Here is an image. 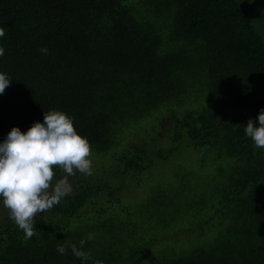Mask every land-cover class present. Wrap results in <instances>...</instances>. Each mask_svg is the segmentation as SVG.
<instances>
[{
  "label": "trees",
  "instance_id": "1",
  "mask_svg": "<svg viewBox=\"0 0 264 264\" xmlns=\"http://www.w3.org/2000/svg\"><path fill=\"white\" fill-rule=\"evenodd\" d=\"M259 20L249 0H0V72L12 80L0 141L57 109L91 156L119 166L116 177L198 155V167L176 164L175 184L156 185L128 217H84L99 193L122 191L93 175L35 218L30 239L0 216V264H82L56 246H79L89 232L87 264H264V148L244 131L264 108ZM206 167L212 186L193 188Z\"/></svg>",
  "mask_w": 264,
  "mask_h": 264
},
{
  "label": "clouds",
  "instance_id": "2",
  "mask_svg": "<svg viewBox=\"0 0 264 264\" xmlns=\"http://www.w3.org/2000/svg\"><path fill=\"white\" fill-rule=\"evenodd\" d=\"M5 35L0 28V38ZM48 53L46 47L39 49ZM5 49L0 46V56ZM7 73L0 72V95L10 85ZM259 126L249 119L244 131L256 148H264V108L258 115ZM91 144L74 126V118L68 113L52 109L45 112L43 122L36 121L26 131L13 127L0 141V205L8 210L9 218L24 232V239L34 235L36 216L47 213L64 198L71 195L74 186L70 180L77 172L93 175ZM64 173L54 179V168ZM94 239V233L76 243H59L56 250L65 255L69 248L72 254L87 264L90 252L84 246ZM94 264H103L96 260Z\"/></svg>",
  "mask_w": 264,
  "mask_h": 264
},
{
  "label": "rangeland",
  "instance_id": "3",
  "mask_svg": "<svg viewBox=\"0 0 264 264\" xmlns=\"http://www.w3.org/2000/svg\"><path fill=\"white\" fill-rule=\"evenodd\" d=\"M244 1L246 0H243V2ZM249 2L251 8L255 11L258 10L261 16L264 17V0H249ZM255 25L257 30L261 32L264 37V21L259 20ZM253 113L254 117L258 121L260 111H254ZM91 159L93 160L94 168L93 176L99 178L96 180H101V185L105 187L112 186L114 189H119L120 187L122 188V191L117 192V194L111 199L108 198L106 192L99 193L98 197L94 200L96 204L92 205V208L86 210L89 214H85L84 217L88 218H93V215L98 216L99 210H108V212L100 215L103 221L107 218H114L116 214L121 217H128L127 214L129 212H134L136 206L149 196L152 189L156 187V185L162 184V186H167V184H175L172 179V174L176 164H182L184 169H195L196 166L198 167L197 153L188 151L184 156L179 157L174 155L170 160L161 162L160 165L154 166L151 170H148L142 175L134 176L133 173H129L128 175L115 173L118 176L116 177L111 174V171L118 172L119 166H117L110 159V157L96 158L91 156ZM214 175L215 170H211L209 167L204 169L199 168V172L193 177L192 187L194 188L196 185L204 186L205 184L212 186ZM90 178L91 176L78 172L75 176L70 177V180L75 189V185H77L79 181L85 183L87 182V179ZM95 183L97 182H94V184ZM201 196L202 195H199L198 197ZM6 214L8 215V210L0 205V216L4 217ZM50 214L51 210L45 214L39 213L36 217L48 216ZM174 234L179 238L178 233Z\"/></svg>",
  "mask_w": 264,
  "mask_h": 264
}]
</instances>
